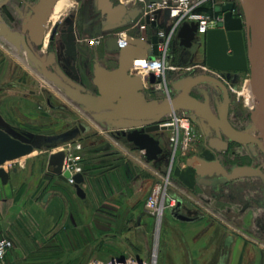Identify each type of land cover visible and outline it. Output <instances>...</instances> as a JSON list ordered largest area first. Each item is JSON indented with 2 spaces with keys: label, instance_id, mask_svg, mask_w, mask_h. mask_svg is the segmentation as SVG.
I'll return each mask as SVG.
<instances>
[{
  "label": "water",
  "instance_id": "1",
  "mask_svg": "<svg viewBox=\"0 0 264 264\" xmlns=\"http://www.w3.org/2000/svg\"><path fill=\"white\" fill-rule=\"evenodd\" d=\"M101 1L105 11L109 13V20L115 24L124 25L131 22L141 12L137 7L129 10L123 4L113 7L110 0ZM146 1L153 3L161 0ZM215 10L223 13V19L217 27L210 28L205 35L206 64L212 69L229 74L250 72L255 108L251 110L252 127L246 132L237 131L229 124L228 92L212 76L206 74L192 76L190 75L192 72L185 73L184 79L171 84L174 94L170 100L149 98L145 94L142 77L132 75L130 70L135 60L159 54L156 34H150L148 40L129 39V44L120 49L116 38L109 39L106 49L111 53L119 51L118 65L114 69H108L99 60H94L92 83L96 87L95 91L89 90L80 83L81 78L75 66H72L75 75L69 76L57 65L53 51L49 53L39 51L48 15L41 20L38 16L33 17L28 26H24L22 30H15L4 21L0 13V37L11 44L21 57L25 56L30 66L40 72L45 80L58 87L96 124L107 131H121L128 141L145 152L149 161L161 157L164 148L155 134L170 129L161 126L160 123L174 111H184L192 115L194 120L201 119L213 123L218 134L222 128L229 140L246 145L254 153L255 144L264 151V0H240L238 5L228 1L216 6ZM235 10H240L242 16L236 15ZM197 30V23H185L180 28L179 36L185 39L186 46H191ZM68 52L75 54L76 48L73 42L68 46ZM151 81H155L153 76ZM203 85L214 88L220 86L224 89V103L217 114L211 107L206 91L201 88ZM193 91L204 94V99L194 96ZM87 130L88 126L79 123L78 126L61 133H34L17 129L0 113L1 183L6 185L10 178V173L5 168L7 162L26 157L36 150H52L60 147L75 140ZM256 131L259 132L258 136L253 135ZM210 146L213 150L223 151L227 142L215 138L211 139ZM66 159L67 154L63 150L51 153L48 162L50 173L65 182L73 177L72 185L77 196L87 200V192L83 187L84 174L78 172L72 175L70 170L64 171ZM68 162L74 168V162L72 160ZM187 164L195 170L197 183L212 185L215 189L218 185L239 177H260L264 183V173L260 167H236L232 173H228L219 159L208 160L201 156L189 159ZM181 203L179 199L178 205ZM173 215L180 220H193L192 217L177 210Z\"/></svg>",
  "mask_w": 264,
  "mask_h": 264
},
{
  "label": "crops",
  "instance_id": "2",
  "mask_svg": "<svg viewBox=\"0 0 264 264\" xmlns=\"http://www.w3.org/2000/svg\"><path fill=\"white\" fill-rule=\"evenodd\" d=\"M135 33L141 34L140 31ZM0 113L16 126L12 120L17 114H11L10 119L1 110ZM99 129L100 133L104 131L100 126ZM119 133L122 139L113 137L117 148L110 153L103 149L91 154L83 146V141H78L82 144L80 151L84 148L81 155L83 160L80 159L78 165L85 176L83 187L87 192V200L80 199L68 181L50 173L49 158L45 170H41L43 164L37 158L17 159L21 161L20 165L12 164L17 160L6 163L10 178L6 185L0 180V238H11L15 247L9 251L2 264H23L22 261L32 257L42 241L57 243L51 249H60L67 256L87 257L92 250L88 248L86 228L88 222L92 221L87 212L89 205L96 208L95 215L100 218L95 219V223L102 225L104 207L118 212L126 204L131 214L130 222L142 227L139 209L144 206L146 211L147 198L141 199L136 195L151 180L152 161L147 160L145 152L128 141L121 131ZM158 135L155 134L160 139ZM71 142L74 146L77 144ZM33 154L26 157H33ZM145 167L149 170H143ZM175 172L172 179L176 192L173 195L185 202L188 209L185 215L192 217L202 209L205 219L196 220L192 217L193 220H180L167 209L164 216L166 232L160 238L158 264H264V252L251 244L247 237L232 235L224 225H210L207 211L210 207L200 200L210 198V189L197 185L195 170L186 163V166L177 165ZM70 187L74 189V195L83 201L84 207H77L78 204L71 201ZM91 192H94V197L90 196ZM98 236L95 235L96 240ZM100 249L95 248L93 251Z\"/></svg>",
  "mask_w": 264,
  "mask_h": 264
},
{
  "label": "rangeland",
  "instance_id": "3",
  "mask_svg": "<svg viewBox=\"0 0 264 264\" xmlns=\"http://www.w3.org/2000/svg\"><path fill=\"white\" fill-rule=\"evenodd\" d=\"M120 1L129 5L125 2L126 0ZM201 1L200 6L196 9L197 13L205 16L213 15L215 17H223V13H218L215 9L216 6H220L222 2L227 0ZM230 1H234L237 5L240 4V0ZM140 2L141 0H132V4L129 6L136 5ZM74 6H77L76 3L73 2L72 4L70 1L69 8L66 9L62 17L55 23L64 19L68 13L67 11L74 9ZM238 13H240V10H235V14ZM202 39L203 43L201 46L194 45V47L190 49L191 60H188L186 63L182 60L171 61V65L176 67L174 71H170L174 76L177 77L196 67L198 70L195 73L205 70V35H203ZM46 49L45 46L44 50ZM99 57L102 58V60L99 61L110 69H114L118 65L117 60H113V56L102 53L101 55L99 54ZM85 75L89 77V79L86 78L88 87L92 88L93 83L90 81V78L93 75L92 71L89 69ZM249 80L248 75L246 76V80H243L240 83L237 89L238 92L235 95L237 102L239 101V103H242L245 110H249L250 105H253L251 98L248 96ZM0 89H2L0 90V110L5 115L9 116L10 119H12L11 114H17L16 118L13 117L14 119L12 121L15 122L16 126L20 129L40 134H56L73 128L78 123H83L89 127L87 133L81 134L73 140V143H77L75 146L72 142H69L52 150H36V153L32 155L33 157H25V159L19 160L37 158L39 163L43 164L41 170H45L46 161H48L47 159L51 153L63 150L73 156L81 157L84 148L80 151L82 147L80 149L77 147L81 141H83V146L87 148V152H90L91 154H95L103 149H106V152L110 153L117 148L113 137L121 138L119 131H107L103 129L104 131L100 133L99 125L96 124L88 114L84 113L78 106L68 99L58 87L45 80L35 68L30 66L25 56L21 57L16 49L1 37ZM148 95L149 98H154L156 96L159 97L160 93H149ZM48 98L51 99L52 103L59 107H52L48 102ZM177 112L178 115L182 113L181 111ZM192 127L193 126L190 124V133L193 131ZM184 135V133H181V141L183 140ZM158 136H160L161 143L166 149V152L161 160L159 159L157 162H151L153 167L152 175L149 177L151 180L150 182L145 181L146 185L143 186L136 195V197L141 199L148 198L153 188L158 184L165 185L167 192L173 196L176 191L173 186L174 181L172 178L176 173L177 165L181 164L186 166L187 161L193 158V155H197L200 152L212 157V154H209L206 150L203 151L200 146L193 144L192 134L189 136L190 139L187 146L172 142L171 133L169 131L159 133ZM94 142L98 143V145H95L96 143ZM19 160L12 164L20 165L21 161ZM82 160L83 157L81 158V161ZM143 170L149 169L145 167ZM68 191L71 194V201L78 204L76 205L77 207L82 206L83 201L74 195V189L70 187L68 188ZM90 196L94 197V192H91ZM91 200L94 199L91 198ZM87 212L90 216L89 220L92 219V221L88 222L86 226L88 232V248L90 250L92 249L87 257L74 255L67 256L63 254L60 249L59 251H53V249H51V246L55 242L47 243L46 241H42L40 247L33 253V256L23 260L22 263L76 264V262L78 263L82 261L81 264H85L92 258L109 260L116 256H133L138 258H152L154 259L155 264H158L160 238L166 232L164 224L166 210L162 216H153L145 211L144 206L140 207V219L143 221L141 228L130 222L131 214L130 212L128 213L126 204H123L118 212L109 207H104V220L102 225L97 224L94 221L95 219L100 220V218L95 215L96 208L93 209L92 205H89ZM97 234L100 237L98 236L96 240L95 235ZM55 244L57 245V243ZM99 247H101L100 250L93 251L95 248L99 249Z\"/></svg>",
  "mask_w": 264,
  "mask_h": 264
},
{
  "label": "flooded vegetation",
  "instance_id": "4",
  "mask_svg": "<svg viewBox=\"0 0 264 264\" xmlns=\"http://www.w3.org/2000/svg\"><path fill=\"white\" fill-rule=\"evenodd\" d=\"M60 1L61 0H0V4L2 3L0 13L4 21L15 30H22L24 26H28L33 17L38 16L41 20L45 15H48L45 24V33L39 51L44 53L53 51L55 53L57 65L69 76L75 75L72 70V66H75L81 78L80 83L92 91H95L96 87L94 85L92 88L88 87L87 79H89V77L86 76L85 73L90 69L93 74L94 60H102V58L99 57V54L101 55L102 53L113 56V60H117L119 56V51L112 53L107 51L106 48L109 39L116 38L118 44L119 33L126 31L128 34V44L129 39L142 38L148 40L149 35L155 34V29L157 28V26L153 27L149 25L144 38L135 33L139 29L135 28L134 25L142 14L143 6L148 3L146 0H143V2L141 0L140 3L132 6L126 5L120 0H110L113 7L118 4H123L129 10L136 7L141 9L140 14L135 20L124 25L115 24L109 20V13L105 11L101 0H68L69 5L71 1L72 4L74 2L77 6L67 11L68 13L64 19L58 23L53 22V26L50 27L52 21L51 16ZM179 32L180 30L174 35L170 45L168 55L170 63L171 61L174 62L177 60H182L184 63L188 62V60H191L190 49L194 47V45L201 46L203 43V36L197 30L195 39L191 42V46H186L185 39L179 36ZM89 37H95L98 41L91 44L89 42ZM72 42L76 48V52L73 55L68 52V46ZM45 46L47 48L46 50H44ZM197 70L196 67L187 72H192L190 74L192 76L200 74L212 76L227 90L230 100L227 114L229 124L237 131L246 132L251 128V110L255 108V103L252 106L250 105L249 110H245L242 103H239V101L237 102V98L235 97L240 83L246 80V76L248 75L250 79V72H242L243 75L242 73L229 74L218 70H216L217 74L205 71L195 73ZM185 73L176 77L172 72H169L168 79L172 94H174V90L171 84L175 81L184 79L186 77L184 76ZM92 78L93 75L90 78L91 82ZM201 88L206 91L211 107L215 114H217L224 103V89L220 86L214 88L207 85H203ZM192 94L199 99H204V94L202 93L200 94L199 92L193 91ZM48 102L54 108L59 107L52 103L49 98ZM186 115L190 118L191 125L193 126V131L191 132L193 144L200 146L203 151L206 150L209 154H212V157L206 158V156L203 155L204 153L200 152L197 155H193V158L201 156L208 160L219 159L228 173H232L236 167L242 166L260 167L264 173V151L258 144H255L256 152L254 153L246 145L229 140L223 133L222 128L220 129V134H218L213 123L207 120L201 121V119L194 120L189 113H186ZM78 124L75 126H78ZM16 128L23 130L19 127ZM253 135L258 136L259 132H253ZM215 138H221L227 142L225 150L218 151L211 148L210 141ZM165 152L166 149L164 148L162 153L163 156ZM197 185L210 189V198L200 199L204 204H208L210 207L207 210L210 214V225H224L230 230L232 235L239 234L247 237L251 244L253 243L264 252V183L262 179L260 177H239L218 185L216 189L212 185L206 186L199 183H197ZM173 197L176 198V203L173 207L169 208V210L172 213L177 210L185 214V212L188 211L185 202L180 197H176L175 195H173ZM179 199L182 201L181 205H178ZM192 217L196 220H203L205 219V214L201 209Z\"/></svg>",
  "mask_w": 264,
  "mask_h": 264
},
{
  "label": "built area",
  "instance_id": "5",
  "mask_svg": "<svg viewBox=\"0 0 264 264\" xmlns=\"http://www.w3.org/2000/svg\"><path fill=\"white\" fill-rule=\"evenodd\" d=\"M143 1V0H142ZM230 1V0H229ZM201 0H161L159 2H148L143 6L141 16L135 23V28L140 30V37H145L146 30L149 25L157 26L155 34L159 38V54L157 56H149L146 59H137L134 62V66L140 68L144 74L143 79V90L149 97V93L157 94L160 96L154 98L157 99H172L173 94L171 93L168 74L170 71L176 69L175 66L171 65L168 60L170 45L174 35L185 23H197L198 31L203 36L206 35L210 28L217 27L218 23L223 17L205 16L196 12V9L201 4ZM222 2L221 5L227 3ZM234 2V1H232ZM235 3V2H234ZM236 4V3H235ZM220 5V6H221ZM237 5V4H236ZM242 16V12L236 14ZM127 32L119 33L118 47L123 48L128 44ZM98 40L95 37L89 39L91 44L96 43ZM131 68V70L133 69ZM130 73L132 74V71ZM140 70V71H141ZM205 72L215 73L217 71L212 69L207 64L205 65ZM136 75V74H134ZM151 76L154 77L155 81H151ZM178 115L177 111H174L167 115L162 122L161 126H166L171 133V141L176 144L188 145L190 139V118L184 111ZM181 133H184V138L181 141ZM79 149L81 145L77 146ZM76 147V148H77ZM67 154V159L64 164V171L70 170L72 175H75L81 171V167L78 165L80 156H73L70 153ZM69 160L74 162V168L69 164ZM70 184L74 183L73 177L69 178ZM176 203V198L171 196L165 185H156L151 194L146 200V211L153 216L164 215L165 210L173 207ZM15 247V242L9 237L0 238V264H2L11 249ZM87 264H155L152 258H138L133 256H116L109 260H102L99 258H92Z\"/></svg>",
  "mask_w": 264,
  "mask_h": 264
},
{
  "label": "bare ground",
  "instance_id": "6",
  "mask_svg": "<svg viewBox=\"0 0 264 264\" xmlns=\"http://www.w3.org/2000/svg\"><path fill=\"white\" fill-rule=\"evenodd\" d=\"M126 3H128L129 5L132 4V0H126L125 1ZM69 6V1L68 0H61L57 6H56V9L54 11V13L52 14L51 16V24H50V27L53 26V22H56L58 21V19H60L62 17V15L65 13L66 9L68 8ZM50 31V29H49ZM49 31H48V34H49ZM140 68L134 66L133 69L131 70L133 74H136V75H139V76H143L144 72L141 70ZM49 82V81H48ZM249 92H248V96L251 98L252 100V103L254 104L255 102V98H254V95H253V91L251 89V83H250V80H249ZM36 152V151H34ZM33 154V153H32ZM35 154V153H34Z\"/></svg>",
  "mask_w": 264,
  "mask_h": 264
}]
</instances>
